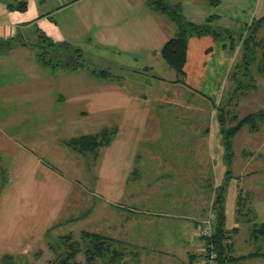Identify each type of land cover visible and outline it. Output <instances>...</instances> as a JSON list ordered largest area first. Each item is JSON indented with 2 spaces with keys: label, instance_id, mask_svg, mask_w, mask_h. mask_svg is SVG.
<instances>
[{
  "label": "rangeland",
  "instance_id": "374dc122",
  "mask_svg": "<svg viewBox=\"0 0 264 264\" xmlns=\"http://www.w3.org/2000/svg\"><path fill=\"white\" fill-rule=\"evenodd\" d=\"M1 1H23L35 8L32 14H43L68 0ZM167 1L171 5L181 2L186 20L199 26H206L209 16L221 17L209 27L222 38L208 35L223 45L204 49L198 57L200 63L190 74L195 75L193 82L187 77L191 69L184 68V84H171L175 74L165 63L160 64L159 58L149 54L147 59H140L133 55L121 61L106 47L96 48L94 39L83 40L86 44L79 47L84 70L72 72L61 64L48 67L43 74L24 63L10 65L17 74L9 78L0 75V83L12 85L20 81L22 85L28 80L32 89L26 95L32 99L31 106L19 110V120L28 119L27 125L14 129V125H5L13 119L8 116L4 120L9 113L0 110V124L4 123V132L11 134L13 141L9 143L12 150L0 151V264H52L61 253L56 252L60 241H52L72 234L73 240L79 242L83 231L106 234L125 243L128 251L138 250V254L132 253L119 264H189L192 255L198 258L196 264L209 262L213 252L206 253L208 245L201 232L205 224H211L213 230L216 191L228 167L221 113L230 127L251 114L264 112V73L258 70L263 64L264 28L256 39L260 46L251 51L245 48L249 29L264 15V0H221L218 8L208 0H193L196 5L188 6L182 5L184 0ZM135 8H139L138 4ZM141 8L143 19L146 13L157 20L159 29L151 23L156 30L163 28L162 22L170 25L164 29V38L170 37L172 23L160 13L148 12L144 4ZM198 15L206 16L197 22ZM226 29L234 30L232 35ZM249 58L252 63L244 75V60ZM2 65L7 64L2 61ZM102 71L109 72V80L90 76ZM113 88L114 94L101 93ZM137 96L141 99L136 104L143 109L134 112L130 104ZM145 97L149 104L140 103ZM115 105L124 107L126 113L114 111ZM108 106L110 109L102 111ZM128 116L132 123L129 131L141 138L142 144L136 137L134 143L126 138ZM14 117L17 119L18 114ZM114 118L116 141L104 149L98 162L62 145L72 137L113 127ZM207 127L211 129L209 135ZM16 131L18 134H13ZM26 148L36 150L37 158L26 154L19 158L15 154ZM144 148L157 150L161 159L153 161L152 156L136 154L144 152ZM232 150L228 187L232 213L227 229L240 230L232 235L231 242L238 255L258 249L264 252V241L253 243L250 235L252 224H264V123L256 130L244 125L232 140ZM246 192L251 213L247 216V208L241 218L239 196ZM85 259L82 251L77 260ZM98 264H109V259L99 260Z\"/></svg>",
  "mask_w": 264,
  "mask_h": 264
},
{
  "label": "crops",
  "instance_id": "0c3cea01",
  "mask_svg": "<svg viewBox=\"0 0 264 264\" xmlns=\"http://www.w3.org/2000/svg\"><path fill=\"white\" fill-rule=\"evenodd\" d=\"M43 1L44 0H40V3H42ZM71 1L72 0H68L66 3H63L59 7L55 8L54 11H46V13L43 14H37L35 12L34 14H32L33 9L35 8L31 9L32 7H30L29 5H27L28 7L26 10L22 11L17 9L18 4L23 1L18 3H6L0 0V41L10 42L11 44V47H9L8 49L0 51V75H6V77L9 78L13 76L14 73L17 74L16 70H13V67H10V65H21L24 63H29V67H31L32 65L33 68H37L36 71L39 70L41 71V73L45 74L43 70L46 69L38 63L36 51L32 46L33 44H36L38 42L39 31L45 32L49 37L63 44V46H65L66 43H71L73 45L81 47L82 43H85L87 40L94 39L96 48L102 49V47H106L107 51L111 52L115 58L119 57L121 61H126L133 55H136L140 59H147L148 55L150 54L152 57L159 58L160 64L165 63L160 55V51L163 45L174 35L176 29L172 24L171 29L173 33H171L170 30V37L164 38V29L168 30L170 25H168V27L164 26V22H162L161 26H163V28L161 30H156L159 29L157 20L148 18L149 16L146 13L143 19L140 12L142 10L141 7L143 6V4L144 7H146V0H143L142 3H140V1L138 0H79L74 3H71ZM223 2L228 1L223 0ZM137 4L139 8H135V5ZM189 4L196 5L193 0H184V2H182V5L184 6H188ZM218 7H220V5L216 8ZM146 9L148 8L146 7ZM63 14H65L64 17L62 16ZM55 16L58 17V19L54 18ZM204 16L206 15H198V19L196 21H202ZM220 18L221 17L216 19L215 22L219 21ZM149 20H151L150 23ZM151 23H154L156 29L151 25ZM32 29L36 32L34 33ZM83 40L85 42H83ZM218 44L223 45L221 42H216L210 35L200 38L193 37L189 39L187 50V64L185 66L187 70L191 69L188 72V80L193 78V76L195 77L194 74H190L195 71L196 64L199 62L198 57L201 55L204 49H214ZM142 51H144V54L142 53ZM21 60H24V62H21ZM2 61L7 65L3 66ZM42 75H40V77L45 78V75ZM90 76L96 79L94 76ZM191 80L193 82V79ZM167 82H169V80ZM20 84V81H17V83L12 85L8 83H0V110L9 113L6 117H3V119L6 120L8 116H11L13 122L5 125H14L13 129L28 124V119L19 120V110L25 107L29 108L32 104V99L26 97V95L30 94V91L32 90L29 86L30 81H22V85ZM191 85L195 87L193 83ZM14 88L16 91H14ZM97 89L99 88L97 87ZM72 90L76 91V88ZM101 93L104 96H108V93L114 94V88L112 90L105 89V93ZM76 94L79 97L84 96L79 95L78 93ZM11 97L13 98L11 99ZM138 98L139 100L141 99V97L138 96L136 97V99H131L132 101H134V103L131 102L132 104H130V107H132V109H135L134 112H139L138 110L143 109V107L140 108L139 105L136 104L137 101H139ZM15 101L18 102L14 103ZM52 101H54V99H52ZM149 101L150 100L148 99V97H145L140 101V103L143 102L149 104ZM106 109H110V106H108L107 108H103L102 111ZM27 110L30 111L31 109ZM116 110L126 113L124 107L115 105L114 111ZM131 113L132 111H130L128 114L130 115ZM14 114H18L17 119L14 117ZM125 118L122 119L123 124L125 120L129 118V121L125 122V124L127 125L125 128L128 129L126 130L128 132L126 138L129 139L130 142L134 143L135 140L133 139H135V137L136 139L139 137H137L136 135L133 136V133L129 131L132 130V123L130 121L131 117L128 116L126 119ZM112 120L114 123L113 126L115 127L117 120L115 118ZM2 124V126L0 124V151L7 148L6 151L8 152L9 150L13 149L12 147H9V143H13L11 138L12 135L7 132L5 134L4 123ZM210 133L211 129L207 127L206 134L209 135ZM13 134L17 135L18 131L14 132ZM5 135L8 140H5ZM137 140L138 144H142L141 138ZM115 141H113V144ZM142 150H144V152L139 150L136 154L140 155L141 153L142 155H146L149 158L152 156L153 161L159 160V158L161 159L162 154L160 152L158 153L157 150H155L154 152L145 148ZM131 151L132 149L129 153H131ZM135 152L136 151H134L133 153ZM36 153V150L26 148L25 150L21 149L20 151H17L15 154L18 155L19 158H22L24 154L31 155V157L29 158L34 159L37 158ZM38 164L40 167H42L40 161H38ZM126 171L124 172L125 174ZM240 197L241 196H239V198ZM231 213L232 208L229 207V195H227V220L229 219V214ZM229 230L231 231V229Z\"/></svg>",
  "mask_w": 264,
  "mask_h": 264
},
{
  "label": "trees",
  "instance_id": "16d2710c",
  "mask_svg": "<svg viewBox=\"0 0 264 264\" xmlns=\"http://www.w3.org/2000/svg\"><path fill=\"white\" fill-rule=\"evenodd\" d=\"M79 0H72L71 3L77 2ZM209 4L213 7H217L221 4V0H208ZM27 3L21 2L18 4L17 9L26 10ZM146 7L148 10L155 12L157 14L164 15L170 23L176 28L174 35L163 45L160 55L164 60L165 64L173 71L175 74V79L171 84H184L185 64L187 61V50L188 42L191 37H202L212 33L217 38H222L221 35L214 34L210 31L209 25L214 23V20L218 19L217 15H212L207 18L206 26L197 25L187 21L182 14V7L180 3L176 5H171L167 0H147ZM242 7V5H241ZM264 15L257 21H254L250 33L245 40V48L254 50L258 47L257 37L259 31L264 27ZM225 30L227 34L232 35L234 30ZM37 54L38 63L45 69L48 67L54 68L63 64L66 69L72 72L78 70H84L82 50L71 43H66L65 46L60 42L55 41L49 37L45 32L39 31V38L36 44L32 45ZM260 46V45H259ZM264 46V44L262 45ZM11 47L10 42L0 41V51ZM253 56L254 52H251ZM66 55L65 60L63 56ZM72 60V63H70ZM263 64L259 66V72L264 73V51L262 52ZM246 63V64H245ZM252 62L250 58L246 61L244 60L245 73L249 69ZM67 70V71H68ZM92 76L100 79L109 80V72L102 71L99 73H93ZM100 77V78H99ZM242 83V82H239ZM240 86L238 87V90ZM236 92H239V91ZM231 104V103H230ZM229 106L225 104L222 110H226ZM221 111V110H220ZM237 119H233L235 121ZM220 123L222 126L223 141L225 148L227 150L226 160H227V172L225 173L224 182L216 191V201L213 211L215 212L216 218L213 224V233L211 236H203L206 239L207 248L206 253H214L216 255L215 264H246L247 262L254 260L264 261V252L262 249H258L255 252L248 254H237L235 251V244L231 242L232 235L235 236L240 229L234 228L233 230L227 229V216H226V202L228 195V187L230 179L232 178L231 163L233 159L232 150V140L234 136L240 131V129L248 124L251 129L256 130L259 124L264 123V112H258L251 114L245 119H240L239 122H235L234 126H227V119L221 113ZM118 128H103L98 133H87L79 136L72 137L67 141L62 142L68 150L71 149L76 154L80 156H92V159L98 162L102 157L104 149L108 148L117 136ZM239 204L242 206L238 212L242 218L243 210L249 209L247 216H250L251 207L249 201V195H241L239 198ZM251 223V220H249ZM251 239L253 243H260L264 241V224H252L251 229ZM262 239V240H261ZM60 241L58 244L61 253L57 254L58 257L52 264H98L99 260L109 259V264H119V262L133 254H138V250L133 249L128 251L126 249V244L113 239L111 236L106 234H98L88 231H83L81 234V240L79 242L73 240L72 234H67L63 237H59L56 240ZM52 250L54 248L52 246ZM83 249H82V248ZM136 250V251H135ZM84 251L86 257L84 262H79L77 256ZM137 252V253H136ZM197 257L192 255L190 257L189 264H196ZM13 264V263H12ZM126 264V263H125Z\"/></svg>",
  "mask_w": 264,
  "mask_h": 264
},
{
  "label": "built area",
  "instance_id": "2783aa9c",
  "mask_svg": "<svg viewBox=\"0 0 264 264\" xmlns=\"http://www.w3.org/2000/svg\"><path fill=\"white\" fill-rule=\"evenodd\" d=\"M213 233V230H212V226L211 224L210 225H206L204 226L203 228V232H201L202 236H211ZM210 259H209V262L207 264H215V259H216V255L214 253H212V255L210 254Z\"/></svg>",
  "mask_w": 264,
  "mask_h": 264
}]
</instances>
